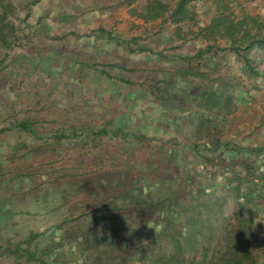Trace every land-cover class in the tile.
Returning a JSON list of instances; mask_svg holds the SVG:
<instances>
[{
    "label": "rangeland",
    "instance_id": "1",
    "mask_svg": "<svg viewBox=\"0 0 264 264\" xmlns=\"http://www.w3.org/2000/svg\"><path fill=\"white\" fill-rule=\"evenodd\" d=\"M51 6L46 0H0V195L6 200L0 264H234L233 258L264 264V196L255 198L261 195L255 180L250 186L247 180L263 169L241 154L236 158L232 148L185 168L169 151L166 135L122 140L117 132L128 135L130 129L122 102L93 104V116L83 120L79 112L86 105L64 102L63 89L54 87L65 72L57 77L45 62L50 48L37 35L54 34L60 25L69 31L68 24L46 17ZM38 11L46 24L37 23ZM48 42L60 56L69 47ZM24 120L42 134L86 126L102 136L78 150L60 145L39 165L38 156L28 157L31 146L24 152L28 147L20 145ZM68 154L72 168L63 167ZM27 163L35 176L29 186L21 174L31 169ZM30 186L24 196L20 190ZM12 205L17 211L31 207V213L9 216Z\"/></svg>",
    "mask_w": 264,
    "mask_h": 264
},
{
    "label": "crops",
    "instance_id": "2",
    "mask_svg": "<svg viewBox=\"0 0 264 264\" xmlns=\"http://www.w3.org/2000/svg\"><path fill=\"white\" fill-rule=\"evenodd\" d=\"M62 1L46 0L52 10L45 14L54 18L52 23L68 24L69 31L60 25L54 34L37 35L50 48L45 62L54 65L57 77L56 72H65L62 84L54 85L63 89L64 102L86 105L79 112L83 120L93 116V104L125 103L127 113L121 118L127 120L129 134L116 135L127 141L166 135L169 151L176 154L173 160L185 168L203 166L209 152L232 148L236 158L241 154L263 169L247 180L248 186L255 180L261 194L255 198L264 196V44L256 42L264 38V0H187L183 5L182 0ZM154 2L162 9L149 11ZM37 15L38 24L49 21L40 11ZM48 40L69 47L60 56ZM21 127L20 145L28 147L24 152L33 149L28 157L38 156L39 165L46 162L45 153L55 154L60 145L78 150L76 145L86 147L93 136H102L86 126L69 132L50 128L46 134L28 129L25 120ZM74 135L78 144L71 142ZM249 161L243 165L251 167ZM27 164L31 169L21 174L29 186L35 176ZM63 167L72 168L69 154ZM30 188L20 191L25 196ZM4 201L0 195V214ZM10 207L9 216L31 213V207Z\"/></svg>",
    "mask_w": 264,
    "mask_h": 264
},
{
    "label": "trees",
    "instance_id": "3",
    "mask_svg": "<svg viewBox=\"0 0 264 264\" xmlns=\"http://www.w3.org/2000/svg\"><path fill=\"white\" fill-rule=\"evenodd\" d=\"M187 0H182V5L186 2ZM181 5V6H182ZM156 9H162V6H160L157 2H154L153 3V5L151 6V7H149V11H154V10H156ZM181 10V8L179 9V11ZM257 24V23H256ZM259 26V25H258ZM232 29H234V27H230L229 28V31H231ZM256 42H258L259 44H264V38L262 39V40H259V41H256ZM233 260L235 261V263L234 264H238V261H237V259L235 258H233Z\"/></svg>",
    "mask_w": 264,
    "mask_h": 264
},
{
    "label": "clouds",
    "instance_id": "4",
    "mask_svg": "<svg viewBox=\"0 0 264 264\" xmlns=\"http://www.w3.org/2000/svg\"><path fill=\"white\" fill-rule=\"evenodd\" d=\"M259 224V223H258Z\"/></svg>",
    "mask_w": 264,
    "mask_h": 264
}]
</instances>
